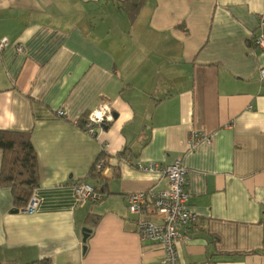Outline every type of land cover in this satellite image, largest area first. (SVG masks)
<instances>
[{
    "label": "crops",
    "instance_id": "crops-1",
    "mask_svg": "<svg viewBox=\"0 0 264 264\" xmlns=\"http://www.w3.org/2000/svg\"><path fill=\"white\" fill-rule=\"evenodd\" d=\"M124 1L0 0V130L30 133L39 165L33 214L0 187V263L163 264L136 235L161 215L127 197L167 188L137 164L182 160L178 264H264V0H144L133 23ZM101 103L113 121L90 137L76 123ZM191 132L208 141L188 150ZM82 182L101 199L80 203Z\"/></svg>",
    "mask_w": 264,
    "mask_h": 264
},
{
    "label": "built area",
    "instance_id": "built-area-1",
    "mask_svg": "<svg viewBox=\"0 0 264 264\" xmlns=\"http://www.w3.org/2000/svg\"><path fill=\"white\" fill-rule=\"evenodd\" d=\"M260 32L252 37V43L264 54V29L262 22L259 24ZM8 45V41H0V52ZM17 53L22 52L21 46H16ZM258 80L264 82V68L258 72ZM58 117H64V112L57 111ZM83 131L90 137H97L96 128L102 130L107 124L113 121V112L107 103H101L85 117ZM77 124V123H76ZM208 141V137L203 133L191 132L188 137V150L195 149L200 143ZM136 169L140 172L157 174L167 181V188L164 190H148L138 192L127 197L128 211L131 214L144 213L146 206L161 215L160 223L151 221H140L137 225L136 235L141 242L159 243L164 251L163 264H178L177 245L183 240H187L185 229L194 221L195 216L189 211L188 203L190 196L185 190L186 169L182 160H177L168 166L157 163L147 165L137 164ZM93 170L101 174L104 170L103 161L98 159ZM75 196L80 203L86 201L97 202L101 199L97 189L82 182L75 186ZM38 200L35 192L28 200L23 212L33 214L37 207Z\"/></svg>",
    "mask_w": 264,
    "mask_h": 264
},
{
    "label": "trees",
    "instance_id": "trees-1",
    "mask_svg": "<svg viewBox=\"0 0 264 264\" xmlns=\"http://www.w3.org/2000/svg\"><path fill=\"white\" fill-rule=\"evenodd\" d=\"M144 3V0H127L122 3L125 13L133 23ZM85 117L77 122L80 129H84ZM0 152L2 154L0 166V187L8 188L12 196V212L22 210L35 189L38 187L39 165L38 156L31 141L30 133L20 131L0 130ZM124 152L121 154V157ZM104 156V151L99 157ZM101 159V158H100ZM90 175L100 178L93 168ZM95 225V224H94ZM0 264H18L8 261ZM25 264H51L49 259Z\"/></svg>",
    "mask_w": 264,
    "mask_h": 264
},
{
    "label": "water",
    "instance_id": "water-1",
    "mask_svg": "<svg viewBox=\"0 0 264 264\" xmlns=\"http://www.w3.org/2000/svg\"><path fill=\"white\" fill-rule=\"evenodd\" d=\"M89 234H90V231H89V230H87V229H83V239H82V242H83V243L86 242V240H87ZM83 251H85V247L83 248Z\"/></svg>",
    "mask_w": 264,
    "mask_h": 264
}]
</instances>
